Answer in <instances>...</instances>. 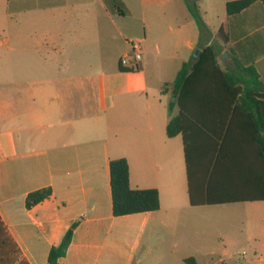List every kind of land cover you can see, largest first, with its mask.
Segmentation results:
<instances>
[{
	"label": "crops",
	"instance_id": "1",
	"mask_svg": "<svg viewBox=\"0 0 264 264\" xmlns=\"http://www.w3.org/2000/svg\"><path fill=\"white\" fill-rule=\"evenodd\" d=\"M229 1L199 2L209 30L200 39L184 0H122L126 16L105 0H0V264H47L74 224L58 264H141L151 255L200 264L215 254L199 246L196 230L211 205L190 204L183 138L168 137L167 125L179 112L171 84L200 44L217 47L223 69L248 53L264 81V7L256 2L230 17ZM149 6L153 61H145L150 38L141 32ZM133 43L141 45L138 62ZM1 61H10L9 75ZM121 158L132 189L158 190L157 211L114 215L110 162ZM48 187L50 198L26 207L29 193ZM251 203L260 224L244 259L264 264V201Z\"/></svg>",
	"mask_w": 264,
	"mask_h": 264
},
{
	"label": "trees",
	"instance_id": "2",
	"mask_svg": "<svg viewBox=\"0 0 264 264\" xmlns=\"http://www.w3.org/2000/svg\"><path fill=\"white\" fill-rule=\"evenodd\" d=\"M120 16L128 10L122 0H105ZM200 31L209 30L199 2L184 0ZM264 0H234L226 5L228 16L246 11ZM218 37L228 43L229 33L220 27ZM196 61L185 62L171 84L179 112L167 125L168 137L181 135L187 167L188 194L192 206L264 201V81L248 53L232 57L234 67L223 69L213 44L199 45ZM123 71L129 70L120 64ZM168 84L164 85L166 89ZM113 213L116 217L153 212L160 208L157 189H132L126 159L110 162ZM51 188L33 191L26 207L50 198ZM77 224L51 248L47 264H58L66 255ZM186 264H198L195 257Z\"/></svg>",
	"mask_w": 264,
	"mask_h": 264
},
{
	"label": "rangeland",
	"instance_id": "3",
	"mask_svg": "<svg viewBox=\"0 0 264 264\" xmlns=\"http://www.w3.org/2000/svg\"><path fill=\"white\" fill-rule=\"evenodd\" d=\"M147 11L148 17L149 15L151 17L146 19V24L144 21L141 22V32L145 30L147 36L150 38L144 43L146 50L145 61H153L155 56V42H153V39L156 37L155 28L157 24L155 23L153 14L154 9L151 11V6H149ZM134 19V17L132 20L131 18H127L128 21H134ZM167 34L170 35V33ZM164 49L166 52L172 51L171 45L168 43H165ZM228 57L230 58V55ZM1 62L5 73L9 75L10 61ZM170 78H174L173 75ZM2 81L4 88H9L7 78L4 77ZM253 205L254 203L251 202H239L225 205H211L204 208L206 209L203 215L205 223L196 226V230L202 240L199 246L205 245L210 250H213L215 254L212 257H200V264H204L210 259L217 262L224 261L226 264H247L244 258L251 257L250 247L253 244V240L249 239L248 235L249 233L256 235L259 232L260 224L258 222L260 217L257 213V208ZM166 233L165 229L161 231V235H165ZM235 239H239V242L236 243ZM224 245H227L226 251H223ZM202 250L203 248H200V251H195V254L197 252L204 254V250ZM139 258H142L141 254ZM176 262H178L176 258H155L151 255L147 259H142L141 264H176Z\"/></svg>",
	"mask_w": 264,
	"mask_h": 264
},
{
	"label": "built area",
	"instance_id": "4",
	"mask_svg": "<svg viewBox=\"0 0 264 264\" xmlns=\"http://www.w3.org/2000/svg\"><path fill=\"white\" fill-rule=\"evenodd\" d=\"M140 50H141V45L140 43H133L132 44V51H133V59L135 62H138L140 59H141V53H140ZM129 64V60L126 58H122L121 59V65L122 66H126Z\"/></svg>",
	"mask_w": 264,
	"mask_h": 264
},
{
	"label": "water",
	"instance_id": "5",
	"mask_svg": "<svg viewBox=\"0 0 264 264\" xmlns=\"http://www.w3.org/2000/svg\"><path fill=\"white\" fill-rule=\"evenodd\" d=\"M195 56L198 57L199 54H200V50L199 49H196L195 52H194Z\"/></svg>",
	"mask_w": 264,
	"mask_h": 264
}]
</instances>
